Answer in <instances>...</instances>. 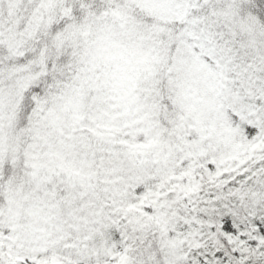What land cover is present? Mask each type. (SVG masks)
<instances>
[{"label": "snow or ice", "instance_id": "obj_1", "mask_svg": "<svg viewBox=\"0 0 264 264\" xmlns=\"http://www.w3.org/2000/svg\"><path fill=\"white\" fill-rule=\"evenodd\" d=\"M0 264H264V0H0Z\"/></svg>", "mask_w": 264, "mask_h": 264}]
</instances>
